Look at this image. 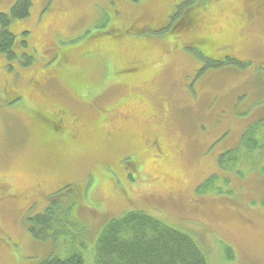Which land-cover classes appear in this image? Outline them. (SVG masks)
I'll return each mask as SVG.
<instances>
[{
  "label": "rangeland",
  "instance_id": "1",
  "mask_svg": "<svg viewBox=\"0 0 264 264\" xmlns=\"http://www.w3.org/2000/svg\"><path fill=\"white\" fill-rule=\"evenodd\" d=\"M32 2L9 27L16 56L0 54V264H95L133 212L205 264H264V158L219 167L264 119V0ZM51 202L75 205L40 241L28 229Z\"/></svg>",
  "mask_w": 264,
  "mask_h": 264
},
{
  "label": "trees",
  "instance_id": "2",
  "mask_svg": "<svg viewBox=\"0 0 264 264\" xmlns=\"http://www.w3.org/2000/svg\"><path fill=\"white\" fill-rule=\"evenodd\" d=\"M32 6V0H17L10 15L0 14V54H5L9 58L16 56L13 52L15 36L10 32L9 27L14 21L29 18ZM227 62L230 63L229 60ZM220 65L221 63L212 64L215 68ZM52 123H54L52 132L55 133L56 129L62 131L63 122L60 119ZM262 158H264V119L256 121L245 131L238 148L221 156L219 167L221 170L223 167L224 170H228L230 164L241 165L244 161L257 164L261 163ZM226 161L230 164H224ZM210 184V180L207 181L199 188L200 191L202 190L203 193L209 191L212 188H209ZM73 206L51 202L44 214L31 220L33 224L28 229L29 233L37 240L48 241L54 232L55 237L54 235L52 237L55 240L56 224L61 227L66 225ZM140 222H144L146 227H151L152 232L145 228L140 233L139 226L136 225ZM132 231L133 238L130 240L126 233L132 234ZM186 236L152 216L133 212L121 219L111 221L105 227L98 239L95 264H205L206 259L201 255L196 243ZM41 264H85V260L82 253L74 252L67 258L54 256Z\"/></svg>",
  "mask_w": 264,
  "mask_h": 264
}]
</instances>
